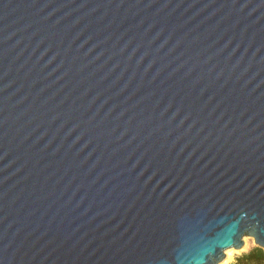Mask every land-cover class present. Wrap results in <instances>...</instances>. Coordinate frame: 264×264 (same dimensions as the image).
<instances>
[{
    "label": "water",
    "instance_id": "water-1",
    "mask_svg": "<svg viewBox=\"0 0 264 264\" xmlns=\"http://www.w3.org/2000/svg\"><path fill=\"white\" fill-rule=\"evenodd\" d=\"M264 251V0H0V264H217Z\"/></svg>",
    "mask_w": 264,
    "mask_h": 264
},
{
    "label": "trees",
    "instance_id": "trees-1",
    "mask_svg": "<svg viewBox=\"0 0 264 264\" xmlns=\"http://www.w3.org/2000/svg\"><path fill=\"white\" fill-rule=\"evenodd\" d=\"M229 264H264V251L257 245L235 256Z\"/></svg>",
    "mask_w": 264,
    "mask_h": 264
},
{
    "label": "rangeland",
    "instance_id": "rangeland-1",
    "mask_svg": "<svg viewBox=\"0 0 264 264\" xmlns=\"http://www.w3.org/2000/svg\"><path fill=\"white\" fill-rule=\"evenodd\" d=\"M255 245L251 236H242V245L238 248L231 247L229 250L224 249V256L217 264H229L234 260L235 256L246 251L251 246Z\"/></svg>",
    "mask_w": 264,
    "mask_h": 264
},
{
    "label": "bare ground",
    "instance_id": "bare-ground-1",
    "mask_svg": "<svg viewBox=\"0 0 264 264\" xmlns=\"http://www.w3.org/2000/svg\"><path fill=\"white\" fill-rule=\"evenodd\" d=\"M230 248H231V247H227V248H225V250H227V249L229 250Z\"/></svg>",
    "mask_w": 264,
    "mask_h": 264
}]
</instances>
